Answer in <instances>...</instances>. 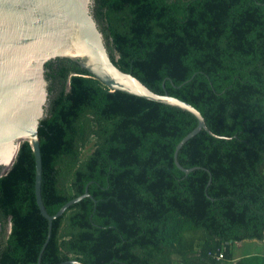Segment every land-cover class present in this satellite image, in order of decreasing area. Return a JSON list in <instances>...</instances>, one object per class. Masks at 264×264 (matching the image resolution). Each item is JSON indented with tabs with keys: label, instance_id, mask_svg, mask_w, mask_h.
<instances>
[{
	"label": "trees",
	"instance_id": "trees-1",
	"mask_svg": "<svg viewBox=\"0 0 264 264\" xmlns=\"http://www.w3.org/2000/svg\"><path fill=\"white\" fill-rule=\"evenodd\" d=\"M92 13L116 66L195 107L218 137L184 145L186 174L174 155L194 115L49 62L42 199L54 216L90 196L53 221L41 264H264L232 250L264 242V0H94ZM35 182L23 143L0 179V264L39 263L50 224Z\"/></svg>",
	"mask_w": 264,
	"mask_h": 264
},
{
	"label": "water",
	"instance_id": "water-1",
	"mask_svg": "<svg viewBox=\"0 0 264 264\" xmlns=\"http://www.w3.org/2000/svg\"><path fill=\"white\" fill-rule=\"evenodd\" d=\"M94 0H0V179L16 163L23 143H29L36 160L35 193L41 214L49 221L50 240L53 221L71 206L90 196L88 192L68 202L51 216L42 199L43 160L39 127L45 118L49 101L45 66L57 59L70 60L111 92H124L189 112L198 126L176 147L174 161L184 173L179 160L184 145L202 130L216 136L208 128L202 114L189 103L149 89L131 73L122 71L112 61L92 13ZM70 89V84L68 86ZM3 230L0 220V234ZM9 223L7 233L10 234ZM81 264L77 261L61 264Z\"/></svg>",
	"mask_w": 264,
	"mask_h": 264
},
{
	"label": "rangeland",
	"instance_id": "rangeland-1",
	"mask_svg": "<svg viewBox=\"0 0 264 264\" xmlns=\"http://www.w3.org/2000/svg\"><path fill=\"white\" fill-rule=\"evenodd\" d=\"M92 150H93V147L92 145H90L83 153V156L86 157L92 152ZM232 250L234 252V256H242V257L248 256L254 253H260L263 251L262 246L260 245L258 241H245L241 244H235L233 245ZM235 261L236 260H234V262Z\"/></svg>",
	"mask_w": 264,
	"mask_h": 264
},
{
	"label": "crops",
	"instance_id": "crops-1",
	"mask_svg": "<svg viewBox=\"0 0 264 264\" xmlns=\"http://www.w3.org/2000/svg\"><path fill=\"white\" fill-rule=\"evenodd\" d=\"M259 243H260V245L262 246L263 251L260 252L261 254H260V253H254V254H251V255H255V254L264 255V242H259ZM240 244H241V243H240ZM241 257H242V256H235V257H234V260L237 261V260L240 259ZM236 258H237V259H236ZM236 261H235V262H236Z\"/></svg>",
	"mask_w": 264,
	"mask_h": 264
},
{
	"label": "built area",
	"instance_id": "built-area-1",
	"mask_svg": "<svg viewBox=\"0 0 264 264\" xmlns=\"http://www.w3.org/2000/svg\"><path fill=\"white\" fill-rule=\"evenodd\" d=\"M218 258H219V259H223V255L221 254Z\"/></svg>",
	"mask_w": 264,
	"mask_h": 264
}]
</instances>
